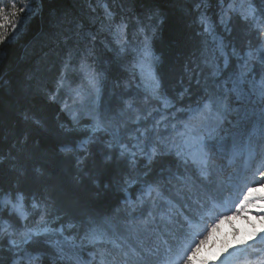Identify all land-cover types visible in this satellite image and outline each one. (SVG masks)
<instances>
[{
  "label": "trees",
  "instance_id": "obj_1",
  "mask_svg": "<svg viewBox=\"0 0 264 264\" xmlns=\"http://www.w3.org/2000/svg\"><path fill=\"white\" fill-rule=\"evenodd\" d=\"M31 1L37 12L28 17L19 34L0 43V191L22 193L26 209H30L32 197L46 198L51 204V218L59 216L62 219L58 224L72 223L79 228L90 218L128 211L123 210L125 178L153 182L179 171L191 182V191L172 188L165 196L176 198L184 206L180 220L196 218L203 208L211 207L210 192L214 188L210 187L209 177H202L194 166L185 172L174 155H159L150 165L141 157L132 171L117 150L108 147L107 133L95 134V142L88 145L90 154L81 164L75 154L61 151L63 146L92 135L93 123L91 115L81 114L73 119L71 110L65 108V101L72 102L65 87L85 86L81 74L73 69H79L86 54L102 83V107L104 112L108 110L105 113L114 114L130 97L148 106L143 99L145 93L136 86L138 76L134 78L130 71L135 55L132 49L144 41L141 28L147 25L154 70L163 92L177 100L178 108L194 106L212 87L202 59L211 45L202 33L201 13L216 25V33L226 45L238 49L245 48L249 39L256 42L248 27L234 17L228 25L230 31H226L219 22V0ZM103 2L113 13L115 23L127 25V52H120L106 23L102 26ZM250 2L258 12H264V0ZM69 62L71 67L66 69ZM230 64L225 66L221 60L216 75L227 79L233 71L234 58ZM254 69L257 74L264 71L258 63ZM62 74L65 87L57 91ZM155 106L156 102L151 101L149 109ZM162 183L167 187L166 181ZM139 187L133 185L129 192L135 193ZM3 217L20 225L18 218L8 216L7 209ZM165 223L158 227L161 237L167 236L169 226L165 227ZM43 239L37 237L36 243L28 245L29 250L50 253L52 250ZM11 261L4 239L0 241V264ZM158 261L159 258H148V264ZM36 264H51V260L43 255Z\"/></svg>",
  "mask_w": 264,
  "mask_h": 264
},
{
  "label": "snow or ice",
  "instance_id": "obj_2",
  "mask_svg": "<svg viewBox=\"0 0 264 264\" xmlns=\"http://www.w3.org/2000/svg\"><path fill=\"white\" fill-rule=\"evenodd\" d=\"M14 4V0H11ZM246 4V6H244ZM219 22L225 26L226 31L234 17L244 23L250 32L254 34L255 43L248 40L247 46L238 49L235 45H226L222 37L216 33V25L204 13L199 16L202 33L208 38L210 47L204 52L202 59L208 70L211 89L203 100L194 106L177 107V100L170 98L163 92L159 79L156 76L150 47L148 44V26L141 28L144 41L137 48L132 49L135 53L130 65V71L135 78L139 76L145 95V105L135 101L127 104V115L121 114L116 121H107L100 116H92L93 123L90 125L92 135L76 142L74 145H65L61 151L75 154L78 164L83 163L90 154L88 145L95 142L96 133H107L111 139L109 148H115L118 155L135 171V165L139 158H144L150 165L159 155H174L178 162L183 164L185 172L191 167H196L200 175L207 179L211 175V156L209 154L208 140L213 138L209 131L205 136V129L214 126L213 117L219 118L222 113L221 103L225 94L234 98L240 107L236 109L239 120H252V132L264 135V75L259 78L253 72V67L258 63L264 67V12H258L250 0H219ZM31 11L30 6L25 5L18 9L20 13ZM13 12L12 16H16ZM24 16L21 19H26ZM112 40L119 45L120 52L129 50V41L124 23L116 24L112 20V13L105 5L104 20ZM11 27L16 29L17 24L3 8H0V29ZM8 39L6 33L0 32V43ZM95 39V37H92ZM230 48V51H229ZM235 59L233 71L227 79L217 76L216 72L221 67V60L225 66H232L230 61ZM71 67L70 62L65 68ZM78 71L86 82L87 89L81 86L71 89L72 103L65 101V108L73 111V119H77V103L83 106L84 97L88 91H99L100 77L96 70L88 63L87 55L81 59ZM199 83V81H198ZM65 87V78L62 74L59 88ZM187 89H185V92ZM184 93L179 94L182 99ZM55 98V97H53ZM155 101V111L159 114L161 107L166 109L163 113V122L153 116L149 110L150 102ZM257 102L259 112L257 113ZM174 112L183 115L177 117ZM136 127H132V125ZM261 155H264V142L257 145ZM147 167V165H146ZM147 175V173H144ZM129 177L132 172H129ZM167 182V187L162 183ZM124 203L132 209L102 218H90L82 223L79 228L72 223H57L62 218H51V204L46 198L32 197L30 209H26L25 196L19 191H0V241L7 239L9 251L12 254L11 264H36L43 255H48L51 264H148L147 249L142 243L143 236L154 223L156 216L152 210L147 216L141 211L134 215L137 207L141 209H155L160 211L167 208L165 215L160 217L165 222V227L177 223L183 215V205L176 198H168L165 192H171L176 188L180 192L191 191V182L186 175L177 171L169 173L167 177L149 182H140L139 178H125ZM259 187H248L243 198L235 205L232 215H223L215 220L207 234L198 242H188L181 246L175 253V260H163L160 264H179L182 259L184 264H223L224 260L232 255L233 251L241 248L254 247L253 242L264 240V215L255 218L249 216L253 210L264 213V173L261 179L254 181ZM140 187L135 193L129 189L133 185ZM206 207V206H205ZM8 210V216L19 219L20 225L15 226L10 219L3 217L4 210ZM179 209V211H177ZM32 217L29 220V217ZM251 227V230L242 228L237 223L240 217ZM259 221L257 228L255 221ZM195 222V218H192ZM228 225L229 232H222L224 225ZM182 228L190 229L191 222L184 220ZM73 229H76L73 231ZM232 239L229 240L228 236ZM37 237H43V243L51 248L50 253L32 252L28 245L36 243ZM218 242L220 250L212 251L206 246ZM166 243V242H165ZM171 253L172 249L169 248ZM87 253L88 259L84 258Z\"/></svg>",
  "mask_w": 264,
  "mask_h": 264
},
{
  "label": "rangeland",
  "instance_id": "obj_3",
  "mask_svg": "<svg viewBox=\"0 0 264 264\" xmlns=\"http://www.w3.org/2000/svg\"><path fill=\"white\" fill-rule=\"evenodd\" d=\"M25 5L30 6L31 11L28 13L18 12V9ZM33 5L34 4H32L31 0H14V4H12L11 0H0V8H3L6 14H8L9 17L13 21H15L17 24V27L15 30H13L11 27H8L6 29H0V32L6 33L8 38L12 37L15 34L16 35L19 34L23 26H25V23L28 17L37 12V9ZM101 5L105 7L106 3L103 2ZM244 6H246V4H244ZM13 12H17V15L12 16ZM24 16H26L27 18L22 20L21 18ZM116 24H120V23H116ZM154 60L155 59L152 55L153 67H154ZM253 72L257 78H259L261 75H264V71L263 72L261 71L259 74H257L254 67H253ZM101 85L102 83L100 82L98 92L88 91L86 93L82 107L80 106L79 102L77 103V108L79 109L77 113V117H79V115L81 114H86V115H91V116H100V117L105 118L107 121L114 122L121 117L122 113L127 115V112H128L127 104L129 102L135 101L134 98L130 97L126 99L124 103L125 106L117 110L114 114L112 115L107 114L105 112H108V110L104 112L103 111L104 108L102 107V101H101L102 86ZM136 86L140 89V91L145 93V88L143 87V84L141 83L139 76H138V82L136 83ZM83 87L87 89L86 84ZM65 89L66 91L68 90L67 94L70 96L69 93L72 89L71 85L69 84L68 86L65 87ZM155 107L150 108L149 110L155 113L156 112ZM239 107L240 105L237 102H235L234 98L225 94L223 97V101L221 103L222 113L220 114L218 119L216 117H213L214 126L211 129H205L206 137L209 131L212 132V136H213L211 140H208L209 154L211 156V175L209 176L208 181H209L210 187L214 188L210 192V200H212L213 202H212L211 208L203 209L201 211V213L196 217L195 222L190 221L191 222L190 229L182 228V223L185 219L179 220L177 223L173 225H169V229L167 230V236L166 237L164 236L163 238H161V234H159L161 230H159L158 227L160 226V223H164V222H161L160 217L165 215L167 208L161 209L160 211H156L155 209H152V208L141 209L137 207V210L134 213V215H139L140 212L143 211L144 215L147 216L148 211L152 210L153 214L157 218L156 223L152 225V227L148 230V232L142 238V243L147 249L145 254L148 256V258H153V257L158 258L159 257V261L156 264H160V262L163 260H175L176 259L175 253L182 245L186 246L188 242H191L194 245V243L198 240L199 235H203V236L206 235L207 234L206 229L210 228L217 218L226 214L225 212L228 209L225 206L226 201L231 195H233V192L229 191L232 188L230 187V184L232 185V183L236 182L237 177L239 178L238 179L239 183L235 184L234 185L235 187H233L232 189V191L235 192L233 200L234 201L236 200L235 203L237 204L238 201L243 198L242 196V198L237 199V196L239 193L238 191L239 185H241V182L243 180V175H244L243 168L246 164L247 157H249V155L253 151L256 150L255 146L257 143H259L262 136L258 132L251 131L253 128V121L255 120V117H253L252 120H248V121L238 119L236 109ZM165 111L167 110L161 107V112L159 114L158 113L153 114V116L157 120H161V122H163V113ZM71 112L73 114V111ZM258 112H259V104L257 102V113ZM178 113L179 112H174L173 114L176 115L177 117H181L182 115ZM227 118L231 121L230 124L227 123ZM238 123H240V126L236 130L230 131V135L227 139L225 136V134H227L226 131L231 130L233 126H237ZM242 124L246 125L247 127L245 128L242 127ZM132 127L134 128L136 127V125L133 124ZM109 139H111L110 136H109ZM242 144H245L244 145L245 147ZM241 149H243L244 150L243 153H245L244 156L241 157L244 162H240L238 164L237 162L241 155ZM229 153H231V155ZM227 162L231 163L230 168L224 167V165ZM214 168H215V173H214ZM231 168L233 169L229 171ZM232 175L236 177H233ZM246 176H247V179H246V182L244 183V186L250 187L254 185L255 184L254 181H256V175L246 174ZM246 191L247 189L244 190V193H246ZM123 204H124L123 206L124 211L126 209H128L129 212L132 211L131 208L125 205L124 199H123ZM232 213L233 212H231L228 215L230 216ZM261 215H264V213ZM210 223L212 224L210 225ZM255 223H256L257 228H259L260 227L259 221L257 220L255 221ZM239 226L247 230H251V227L247 225L246 223L240 224ZM221 231L229 232L228 225L227 224L224 225ZM230 238L232 239L231 235L229 234L228 239ZM257 241L264 242V240H257ZM169 248L172 249L171 253L168 252ZM255 250L257 251L258 258H256L253 255L252 257L243 259L242 254H245L246 252V256H247L251 251H255ZM239 252L240 253L237 255V257L232 259L237 264H264V243H262V247L243 248ZM84 258L88 259L89 257L84 256ZM248 259L251 260V262H249ZM179 264H183L182 259L179 261Z\"/></svg>",
  "mask_w": 264,
  "mask_h": 264
},
{
  "label": "bare ground",
  "instance_id": "obj_4",
  "mask_svg": "<svg viewBox=\"0 0 264 264\" xmlns=\"http://www.w3.org/2000/svg\"><path fill=\"white\" fill-rule=\"evenodd\" d=\"M230 120L227 118V123L228 124H230ZM240 126V123H238V125L237 126H233V128L231 129V130H229V131H226L227 132V134H225V136H226V138L228 139V137H229V135H230V131H234V130H236L238 127ZM242 127H247L246 125H244V124H242ZM261 135V134H260ZM262 136V138H261V140L259 141V143H257L256 144V146H255V151H253L250 155H249V157H247V160H246V168L244 169V175H243V180H242V182H241V185H239V193H238V196H237V199H240V198H242V196H243V194H244V190L245 189H247L248 187H245L244 186V183L246 182V179H247V176H246V174H249V175H253V174H255L256 175V180H259V179H261V173H264V155H261V153H260V149L259 148H257V145L258 144H260V143H262V142H264V136L263 135H261ZM225 138V139H226ZM243 146L245 145V144H242ZM245 147V146H244ZM243 148V147H242ZM244 152V150L243 149H241V155H240V157H239V160H238V164L240 163V162H242V158L241 157H243L244 156V154L245 153H243ZM246 152V151H245ZM223 165V164H222ZM230 165H231V163H226L225 165H224V167L225 168H230ZM232 167H234V166H232ZM233 168H231L229 171H231ZM236 172V171H235ZM233 176V175H232ZM231 176V177H232ZM233 177H236V176H233ZM239 178L237 177L236 178V182H234V183H232V185L230 184V187H232L229 191L230 192H233V195H231L228 199H227V201H226V204H225V206H226V208H228L227 210H226V214L225 215H228V214H230L231 212H234L235 211V205H236V200L234 201L233 199H234V191H232V189H233V187H235L234 185L235 184H238L239 183V180H238ZM228 183H230V182H228ZM243 183V184H242ZM260 185H258V184H254V185H252V186H250V187H259ZM261 214H263V213H259L258 211H256V210H253V211H251L250 213H249V216L250 217H252V218H254V217H256V216H258V215H261ZM232 215V214H231ZM235 223H237L238 225H240V224H245V221H244V219H243V217L241 216L238 220H236L235 221ZM212 223H210V225H211ZM203 238V235H199V237H198V240L199 239H202ZM198 240L196 241V242H198ZM229 240H231V238L229 239ZM194 246V245H193ZM206 248H209V249H211L212 251H215V252H218L219 250H220V244L218 243V242H216V243H212V242H210L207 246H206ZM243 248H241L240 250H242ZM240 250H238V251H236V250H234L233 251V253H232V255H230V256H228L225 260H232V259H234V258H236L237 257V255L240 253L239 251ZM181 263V262H180ZM182 263L184 264V262H183V260H182Z\"/></svg>",
  "mask_w": 264,
  "mask_h": 264
}]
</instances>
